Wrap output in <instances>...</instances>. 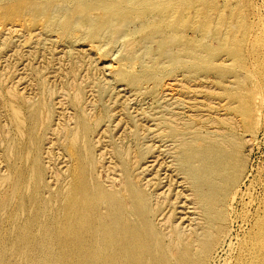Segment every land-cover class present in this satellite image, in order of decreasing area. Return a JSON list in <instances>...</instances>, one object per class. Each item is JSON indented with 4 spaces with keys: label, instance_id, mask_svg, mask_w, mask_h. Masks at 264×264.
Listing matches in <instances>:
<instances>
[{
    "label": "rangeland",
    "instance_id": "rangeland-1",
    "mask_svg": "<svg viewBox=\"0 0 264 264\" xmlns=\"http://www.w3.org/2000/svg\"><path fill=\"white\" fill-rule=\"evenodd\" d=\"M195 4L185 12L184 35L166 54L158 53V39L141 31L144 22L128 24L112 39L106 34L88 38L79 25L70 39L45 29L43 18L10 17L8 6L0 4V197L10 191L12 172L28 170L35 157L37 195L51 198L48 209H56L70 182L74 161L68 147L75 138L89 182L122 191L128 178L147 196L149 218L165 234L164 242L170 245L173 230L172 242L177 236L187 241L203 231L205 219L181 152L197 132L219 138L233 131L242 169L224 198L222 233L197 264L247 260L255 222L264 215V0ZM205 13L210 29L226 39L235 36L237 51L222 49L203 65L185 54L182 44L194 36L218 47L211 31L203 40L188 28ZM32 181L24 183V197ZM13 199L0 210L4 230L11 228ZM31 212L30 207L19 210L13 222L22 224ZM6 256L7 264L18 259L13 252Z\"/></svg>",
    "mask_w": 264,
    "mask_h": 264
},
{
    "label": "bare ground",
    "instance_id": "bare-ground-1",
    "mask_svg": "<svg viewBox=\"0 0 264 264\" xmlns=\"http://www.w3.org/2000/svg\"><path fill=\"white\" fill-rule=\"evenodd\" d=\"M196 1L0 0V4L8 6L6 15L13 17L21 14L32 22L43 18L42 26L45 29L60 30L70 39L75 37L74 30L79 25L85 27L88 38L106 34L112 39L128 24L144 22L141 31L148 38L158 39V53L166 54L171 45L184 35L182 25H185V12L189 8L193 10ZM149 17L156 20L145 22ZM188 25L192 31L202 34L200 39L204 40L209 31L219 39L218 47H213L206 42L200 43L194 36L186 38L182 51L197 60L198 64L210 63L222 49L237 51L235 36L226 39L225 35L218 34L215 27L210 29L206 13L197 25L190 21ZM199 50L206 51L207 56H199ZM177 56L170 58L175 60ZM233 59L239 60V56L234 55ZM217 73L222 75L223 69L217 70ZM12 110L13 116H16L17 112L14 108ZM228 135L219 134L221 137L217 138L209 133L203 135L197 132L183 148L180 162L196 202L202 209L205 228L198 235L192 233L193 236L187 241L177 236L173 242L174 230L170 229V245L164 242L165 234L158 231L149 218L147 196L128 178H125L122 191H108L98 183L89 182L85 157L77 151L75 138L68 147L74 161L70 168V182L66 190L60 192L54 210L48 209L53 202L51 198L41 199L37 195L36 181L40 171L34 157L28 170L19 167L12 172L10 191L5 197V193L0 197V210L8 205L7 201H11L13 195L15 197L8 213L11 228L4 230L0 225V264H7L6 255L9 252L15 254L13 258H18L14 264H197L201 255L213 247L222 233L224 198L242 169L243 161L238 155L239 144L234 140L235 132L230 131ZM85 154H88L87 151ZM29 179L33 180V184L30 185L29 196L24 197L21 191ZM27 207L32 208V212L24 218L23 223L13 222L17 212ZM256 223L257 229L251 235L253 241L248 248V259L239 261L240 264H264V215Z\"/></svg>",
    "mask_w": 264,
    "mask_h": 264
}]
</instances>
